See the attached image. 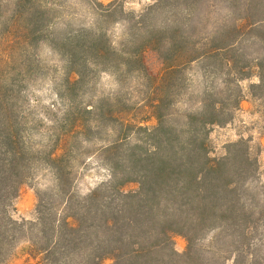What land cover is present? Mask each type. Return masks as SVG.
Segmentation results:
<instances>
[{
  "label": "trees",
  "instance_id": "trees-1",
  "mask_svg": "<svg viewBox=\"0 0 264 264\" xmlns=\"http://www.w3.org/2000/svg\"><path fill=\"white\" fill-rule=\"evenodd\" d=\"M53 1L0 0V264L23 241L42 264H204L209 232L224 229L248 241L264 216V208L255 213L242 198L256 161L243 141L211 158L207 139L211 127L230 121L242 100L239 82L252 72L257 82L249 94L264 101V0H155L125 13L133 36L124 48L113 47L106 31L55 40ZM45 42L69 68L49 147L30 142L28 117L16 110L22 88L40 70L37 49ZM147 51L163 67L143 99L140 120L153 118L154 126L122 115L125 97L78 103L73 88L85 83L91 66L139 72ZM192 65L202 66L205 83L196 94L181 78ZM180 84L199 98L194 109L177 106ZM96 133L105 136L99 150L110 160L111 179L75 196L73 167ZM43 167L50 193L39 196L35 220L12 218L19 186ZM130 183L137 188L126 191ZM176 235L186 240L183 253L173 247Z\"/></svg>",
  "mask_w": 264,
  "mask_h": 264
},
{
  "label": "rangeland",
  "instance_id": "rangeland-1",
  "mask_svg": "<svg viewBox=\"0 0 264 264\" xmlns=\"http://www.w3.org/2000/svg\"><path fill=\"white\" fill-rule=\"evenodd\" d=\"M54 1L50 3L57 8L55 12L57 27L53 34L55 40L65 34L78 31L88 32L89 36L99 31H106L111 45L121 48L126 44V40L133 36L130 21L125 13H139L155 0H112L105 4L98 0ZM107 11L114 12L107 14ZM37 56L41 61L40 70L33 74L30 81L22 88L16 100V110L28 117L26 133L30 136V142L34 145L48 144L49 147L53 143L49 131H55L52 124L57 121L63 110L62 95L64 98L65 80L69 68L67 62L58 52L52 50L48 42L37 49ZM142 62L143 68L133 73L115 72L91 66L85 83L76 85L72 93L76 95L78 103L82 106L98 103L104 97L111 100L116 97H125L129 100V106L121 111L122 115L139 121L147 111L143 99L150 96L149 86L151 91L154 78L163 72L162 64L154 53L145 52L142 55ZM202 72L201 65H192L185 69L181 78L185 79L184 87L187 92L196 94L200 88H203L205 83ZM70 78L75 79V75H70ZM255 82L257 77L253 72L249 78L239 82L242 94L239 106L231 112L228 123L210 128L207 144L211 158L224 157L231 143L243 141L248 147L250 158L256 161V168L247 181L248 194L242 198L249 207H254L255 213H258L264 208V101L249 94L248 86ZM178 89V97L175 96L178 107L182 109L197 107L199 98L195 95L190 98L191 96L185 93L181 84ZM139 125L152 127L155 125V120L151 118L145 122L141 121ZM32 127L36 128L32 129ZM31 131L34 132L33 135ZM92 137L85 142L83 147L86 150L82 156L78 157V162H75L73 167L72 193L75 196L87 195L111 179L110 160L99 150L105 136L100 138V134L96 133ZM138 139H133L131 142ZM38 168L37 166L34 169ZM50 182V174L43 167L35 171L34 177L29 181L22 183L14 202V211L10 210L12 218L34 221L39 196L45 192L50 193ZM136 188V183H130L125 190L130 191ZM19 210L22 213H18ZM258 218L256 225L248 231L249 239L248 241L246 239L245 243L242 242L240 235L231 236L224 229L221 233L209 232L204 238L207 241L202 243L206 259L204 264H264V216ZM215 238L217 242L214 243ZM237 245L242 250L241 256L235 248ZM173 247L177 253H183L186 248L185 238L174 236ZM216 248L217 251H215ZM26 251L38 257L42 264V257L33 252L27 241L16 244L4 264L12 263L19 254ZM102 264H111V261L106 260Z\"/></svg>",
  "mask_w": 264,
  "mask_h": 264
},
{
  "label": "crops",
  "instance_id": "crops-1",
  "mask_svg": "<svg viewBox=\"0 0 264 264\" xmlns=\"http://www.w3.org/2000/svg\"><path fill=\"white\" fill-rule=\"evenodd\" d=\"M98 1L102 4H105L112 0H98ZM19 212L22 213L21 210H19L18 213ZM10 264H40V260L38 259V257H34L33 255H31L26 251L19 254L18 257H16L14 261Z\"/></svg>",
  "mask_w": 264,
  "mask_h": 264
}]
</instances>
